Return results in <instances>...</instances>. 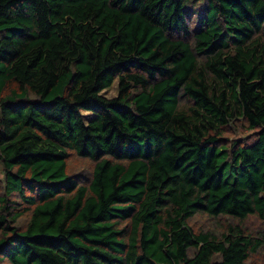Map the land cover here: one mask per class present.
Wrapping results in <instances>:
<instances>
[{
    "label": "trees",
    "instance_id": "obj_1",
    "mask_svg": "<svg viewBox=\"0 0 264 264\" xmlns=\"http://www.w3.org/2000/svg\"><path fill=\"white\" fill-rule=\"evenodd\" d=\"M236 120L253 139L220 144ZM68 153L93 163L86 185ZM198 213L218 234L191 231ZM248 219L264 0H0V264H247Z\"/></svg>",
    "mask_w": 264,
    "mask_h": 264
},
{
    "label": "rangeland",
    "instance_id": "obj_2",
    "mask_svg": "<svg viewBox=\"0 0 264 264\" xmlns=\"http://www.w3.org/2000/svg\"><path fill=\"white\" fill-rule=\"evenodd\" d=\"M193 13H195L193 14V16L197 17L198 12H193ZM104 93L106 97H113L115 94V85H112ZM179 101H180L179 102L180 106L186 107L190 105V103L186 99H180ZM252 135H253L252 131H248L244 129L241 126L240 121L236 120L232 123H229L225 128H223L222 134L219 137L220 139L219 143L224 144L226 146H229L235 142L250 143V141L253 139ZM67 158H68L66 159L67 174L74 176L75 180L80 182V184L86 185L90 177L93 163L88 160L80 159L75 155H73L72 153H68ZM27 219H28V213H25L15 221L14 226L18 230H22L26 225ZM214 221L225 222L224 219L212 220L206 217L205 215L198 213L187 221V226L191 229L193 233H196L198 231H205V232H211L212 234H218L217 231L219 230L220 224ZM123 225H125V223ZM245 227L250 232L256 229H260L259 231L261 232V234L256 233L254 235H259V238L264 237V221L262 223H258L254 219H248L245 222ZM247 264H264V255L262 251H259L255 255L250 257L247 260Z\"/></svg>",
    "mask_w": 264,
    "mask_h": 264
}]
</instances>
